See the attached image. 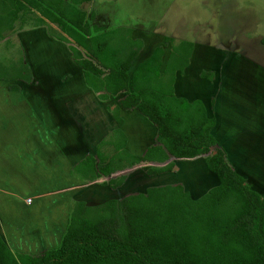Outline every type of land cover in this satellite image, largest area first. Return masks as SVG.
<instances>
[{"label":"trees","instance_id":"trees-1","mask_svg":"<svg viewBox=\"0 0 264 264\" xmlns=\"http://www.w3.org/2000/svg\"><path fill=\"white\" fill-rule=\"evenodd\" d=\"M91 1L0 0V38L6 32L18 35L33 21L31 29H45L66 47L99 101L118 100L119 106L107 110L119 125L122 111H137L157 129L155 144L142 156L131 155L126 135L114 131L94 156L72 168L71 176L116 191L132 171L141 169L153 178L177 173V160L201 157L219 185L200 199L182 184H164L97 206L74 202L58 248L14 254L0 236V264H264V199L237 173L214 137L217 121L204 104L174 93L175 74L189 66L193 44L167 39L173 47L164 70L166 50L159 47L131 73L143 41L133 39L131 29L105 31L94 14L89 20L81 7ZM21 50L19 66L0 65V80L32 85L33 72ZM201 78L213 81L214 75L204 72Z\"/></svg>","mask_w":264,"mask_h":264},{"label":"crops","instance_id":"crops-1","mask_svg":"<svg viewBox=\"0 0 264 264\" xmlns=\"http://www.w3.org/2000/svg\"><path fill=\"white\" fill-rule=\"evenodd\" d=\"M85 5L81 9L86 12ZM92 14L95 15L98 26L103 27L105 31L113 30L106 29L98 23L102 14L95 12ZM91 15L88 16L89 20ZM131 30L133 39L142 40L144 43V49L137 58L139 60L141 56V61L135 70L141 63L150 58L154 50L159 47H164L166 50L163 58L164 70L171 55L165 45L166 43L154 47L153 51L145 54L146 40L135 37L134 34L136 33L132 28ZM29 34L35 35L40 41L29 43L28 47L24 49L27 62L34 76L32 85L36 86L38 83L41 90L39 94L34 91L29 94L21 91L22 84L0 80V194L18 200L21 206L17 208V211H20L25 217L20 228L21 232L28 233L32 239L39 236L40 241L37 245H32V241L30 242L28 239L29 243L27 244L14 241L7 231L10 228L9 224L1 222L3 219L1 216L0 236L7 246L8 241L14 242V244L10 242V245L18 248L20 251L18 254L39 255L45 251L58 248L66 232L68 224L61 235L57 234L59 233L57 230H54L52 239L48 240L43 231L40 230V223L45 220L54 223L57 219L55 215L53 216V212L59 210L55 209L58 200H66L69 204L80 201L89 203L91 206H97L110 200H120L128 194L138 192H123L131 181L130 179L121 189L116 191L108 187L90 185L76 180L71 176L72 168L87 155L94 156L96 147L116 130H121L126 135L128 139L126 150L131 155L142 156L149 147L155 144L157 129L144 116L143 118L149 123L142 120L140 118L142 115L137 111H122L124 123L119 125L107 110V106H119L118 100L112 98L108 103L99 101L93 91L86 86L81 68H71L62 61L61 57L65 56L67 62L73 63L67 49L62 50L60 43L50 39L45 29H34L32 32H23L20 35ZM43 42L48 44V49L42 47ZM21 44L25 43L22 42ZM195 47L189 66L184 72H176L173 86L175 96L187 101L190 100L187 96L191 93L187 92L181 85L176 87V83L186 79L185 74L189 71L191 60L194 58ZM34 60H38L39 63L35 64ZM135 62L132 70H130L131 73L135 71L133 70ZM222 65H218L221 66V72ZM218 66L207 69L199 67L196 78L198 81L205 82V86L208 88L217 77L215 68ZM204 72L213 74V81L202 79L201 74ZM63 78L66 82L61 81ZM6 83L19 87L20 91L7 89L9 86L6 87ZM222 84L223 82L220 84L221 87ZM220 90L221 88H219L218 94ZM209 93L206 99H201V102L204 104L208 116L216 119L214 113L217 98L212 99V101L215 100V105L212 106V109L209 108L208 105L211 101ZM44 98L45 102H43ZM39 103L41 107H39ZM216 127L213 131L214 137L216 136ZM197 159L202 158L192 159L190 163L200 161ZM183 161L177 160L178 164ZM257 161L255 158L254 162ZM254 165L250 160L245 162L240 160L237 168H234L245 179L252 191L264 199V181L256 176ZM200 166L202 167V164L197 167ZM172 176L176 178V173L156 177L169 178ZM176 179L173 182L170 180L168 184L181 183L178 178ZM217 186L215 185V187ZM86 190H88V195H84ZM188 192L192 196V193ZM202 196L192 197L193 199H200ZM47 204H49L48 207H45ZM12 205L14 207V204ZM28 225L32 226L26 230ZM57 235H59L58 239ZM18 241L21 242V240ZM9 249L11 250V248Z\"/></svg>","mask_w":264,"mask_h":264},{"label":"rangeland","instance_id":"rangeland-1","mask_svg":"<svg viewBox=\"0 0 264 264\" xmlns=\"http://www.w3.org/2000/svg\"><path fill=\"white\" fill-rule=\"evenodd\" d=\"M84 8L88 16L93 12L102 14L98 23L106 29L132 28L136 33L135 37L146 40L145 54L164 43L171 52L173 46L167 39H173L175 45L189 42L196 46L191 66L185 74L186 79L180 83L177 81L176 87L181 85L191 93L187 96L189 101L206 99L209 91L211 101L217 98L214 113L217 119L216 139L226 150L235 168L238 161L250 160L255 164L256 176L264 181V0H94ZM16 25L18 28L21 24L18 22ZM32 26L34 22L28 21L23 25V32L34 31ZM19 35L6 32L0 38V65L5 69L20 65L21 47L26 57L24 48H27L29 43L40 42L33 34ZM22 42L25 44H21ZM44 42L42 47L48 49V44ZM60 46L62 50L66 49L64 45ZM61 59L71 68H77L71 61L67 62L65 56ZM140 61L141 56L135 62L133 70ZM34 63L39 61L34 60ZM27 64L29 65L28 62ZM221 64L222 72L221 66H218ZM215 66H218L215 68L217 77L207 88L205 82L196 78L198 68ZM5 74L10 75L8 72ZM64 78L61 81L66 82ZM17 84H22L21 91L29 94L33 91L39 94L41 90L38 83L36 86H26L23 82ZM12 86L6 83L7 89L11 90ZM219 88L221 90L218 94ZM45 101L44 98L43 102ZM211 101L208 107L212 109ZM140 118L147 121L143 116ZM255 158L257 162H254ZM197 160L200 161H193L192 164L190 161L180 162L179 171L176 173V178L181 181L177 184L184 185L186 191H190L194 198L205 195L219 184L218 178L207 171L204 159ZM199 164H202V167H197ZM204 174L208 176L206 179L203 178ZM176 178H150L138 169L130 174L131 181L123 192H145L149 187L168 184L170 180H177ZM88 194L86 190L84 195ZM57 202L55 209L59 210L53 212V216L57 217L55 222L45 220L40 223V230L48 240L52 239L54 230L61 235L68 224L70 206L74 203L69 204L66 200ZM19 206L21 205L16 198L0 194V216L3 218L1 222L9 224L7 231L14 241L27 244L30 240L32 245H37L39 236L32 239L28 233L20 230L25 217L17 211ZM31 226L28 225L26 230ZM10 242L8 241V246L11 251L14 254L20 253Z\"/></svg>","mask_w":264,"mask_h":264}]
</instances>
